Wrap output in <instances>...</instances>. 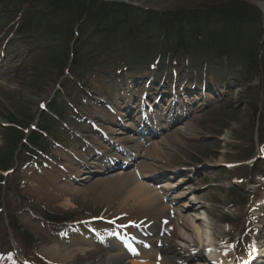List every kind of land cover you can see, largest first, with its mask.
I'll return each mask as SVG.
<instances>
[{
    "label": "rangeland",
    "instance_id": "1",
    "mask_svg": "<svg viewBox=\"0 0 264 264\" xmlns=\"http://www.w3.org/2000/svg\"><path fill=\"white\" fill-rule=\"evenodd\" d=\"M190 1H194L197 4H208L221 0ZM245 1L251 5H256L264 16V0ZM135 2L140 3L143 8L153 9V11L158 12L174 10L181 4V0H135ZM11 41L12 47L7 52L8 56L1 54L0 51V149H2L5 143L3 136L5 137L7 130L5 126L9 125L8 119L13 115L21 114V118L33 120L32 123H36L39 113H41L44 105L53 97L57 88L55 83L56 72L49 78H47V74L37 72V75L43 78V82L40 81L35 77L36 72L31 71L32 64L36 60V55L32 54L34 52L30 51V47L24 46L19 36L13 37ZM31 46H34V44ZM232 64L231 71L233 76H230V78H239L237 76L240 71V68L237 66L238 62L236 61ZM140 71H145L143 72L144 75H148L147 72H151L149 68H143ZM141 74L142 72H140ZM195 74L201 77L203 75L202 72H196ZM122 75L124 76L121 79H115V84H120L127 78L140 77L137 76L138 74L136 75V73L128 71H123ZM209 77L210 84L220 87L222 92L215 96L213 93L207 91L204 102L196 104L191 110L194 112L190 118L176 126L175 129L168 132L159 141L145 144V148L140 150L143 158L139 160L138 165L143 167L149 166L150 170L153 169L154 171L182 167L192 170V172L194 171L192 178L182 177L179 181L177 179L172 181L175 182L173 185L176 186L180 183L182 184L179 189L170 193V202L176 199V204H178L177 206L175 205L176 208L185 210L182 207H188L191 204L190 198L192 197L196 202L194 210H197L199 207L202 208L199 210L201 212L196 215L201 217L203 221L218 226L221 239L230 236L231 243L234 242L238 234H241V239L248 247L249 245H253L255 242L254 238L256 241H260L261 235L258 233L259 231H262L261 241H264L263 228H259V231H256L255 226L251 231V222L257 214L253 211V207L260 206L262 209L261 213L264 211V182L260 174L253 168V166L258 164V162L254 163V159L256 157L258 159L259 157L258 148L257 152L251 155V147L253 146V142H256V146L259 145V142L258 140L256 141V135L253 133L254 122L251 117L252 111L250 110L251 107L247 106V102H249L247 99L249 97L246 98L243 94L246 87L236 89L234 85L223 84L222 82L226 79H221L220 73H209ZM219 81L221 83H218ZM228 82L231 81L227 80ZM239 85H243L241 78ZM105 87L106 85L103 88L105 89ZM160 87L161 85H158L156 88ZM103 88L98 87L96 89L97 100L111 103L109 98H107L110 96V91L105 92ZM135 88L136 91L138 90L137 94L140 95V89L143 88L138 86ZM126 89L131 88L126 87ZM113 92L115 95L118 94L116 99H113V97L111 99L114 104L118 103L122 96H127L126 93H120V88ZM100 96L103 98H100ZM80 107L81 109L78 108L77 110L81 116L91 121H98L99 128L102 129L101 131L106 130L109 133L111 129V132H121V129L111 127L114 123H118L117 116L111 115L105 109L92 103L84 102ZM117 115L120 116V114ZM126 121L127 119L124 120L125 123H127ZM70 127L72 130L79 132L78 128L74 126ZM217 129L220 133H218ZM78 135L82 138L85 137L84 139L87 140H66V147H62L65 144L59 140V144L62 146L61 148L56 147L54 154L60 160H57L54 164L49 163L48 167L50 168L44 167L41 174L33 173L32 175H27L26 173L16 172L12 176V180L9 175L7 176V183L11 187H14L13 184L15 182L24 180L22 182V196H18V201L21 197H24L22 200H25L26 204L23 207L30 206V209L29 207L21 208L19 204L14 202L17 198H8L7 194L9 190H6L5 196H3V199H5L3 202L4 209L0 213V257L2 253H8L7 256L12 254L16 246L20 247L21 253L25 254L24 252H27L28 257H31L35 262L44 263L42 261H46L48 264H54L50 262L49 256L44 253V250L57 244L62 245L61 247L63 245L68 247L79 245L84 240L96 238L98 233L104 229L100 225L102 223L101 218H98L103 214L106 218L109 217L118 221L123 220L120 217L121 215L129 216L132 220L149 218L150 222H155L158 226L161 218L170 217L167 209L161 211L156 207H147V205L143 206L132 202L123 206L122 204L129 197V193L110 192L105 194L103 187L100 184H95L98 181L117 174L96 177L94 179L88 178L87 182L81 183L71 182L69 184L65 182L63 178H66L67 175L61 173L58 165L65 164L63 165L65 169L71 174H77L80 182L84 177H87L86 173L92 174L95 172V168L89 163V159L85 157V154L89 155L94 147L102 148L105 151L106 149H110L98 134L90 132L88 126L85 127L83 135ZM122 137L121 133H119L116 137L112 136V140L123 146L124 143L121 142ZM60 138L65 139V136H61ZM128 146L131 147V145ZM158 147L161 150L158 156L155 153L154 155L149 154V149ZM66 151L75 154L77 157L72 160ZM146 153L147 156L145 157ZM21 157L23 158V156ZM82 158H84L85 164H79ZM0 159H2L1 155ZM20 160L17 159L13 163L12 166L15 165L13 172L19 167L21 168V166H18V163L21 164ZM75 162L79 164L78 167ZM224 164H230L231 166H220ZM209 166L210 168H208ZM9 169L12 168L8 167L7 170ZM129 172L131 173L132 171ZM250 184H254L256 188L251 190ZM93 185L95 186L93 187ZM166 185L170 186L171 184ZM154 187L156 188V186ZM234 187L236 190L235 194L247 192L249 198L244 205L239 202V198L236 199L237 197H234L232 191ZM158 188L160 187L157 185ZM253 193L256 195L254 199L251 196ZM180 198L183 199L180 200ZM163 204L167 205L166 203ZM46 211H51L55 215L59 214L65 221H83L80 224L68 226L74 229L73 234L67 236L70 240H58L55 229L65 224H51L35 215L36 213L39 216H45ZM193 213L190 210L186 212L185 216L193 215ZM12 217L17 222L15 228L11 225ZM261 222L263 224L264 219ZM181 228L180 223L176 220H172L171 226L168 227L172 232L170 241L173 243L176 251L174 252L175 254L183 252L177 246L181 243L179 238H176L180 235ZM213 231L214 236L212 234ZM206 234L208 235L203 234L202 246L195 245L193 248L201 249L203 245L208 246L210 243H215L219 236L215 228ZM189 241L188 244H191V239ZM226 248L229 250L228 253H235V250L231 246L228 245ZM70 249L73 250L74 248L70 247ZM244 250L246 251L244 247H236L237 253ZM37 255L45 257V260L36 261ZM98 256H106V253L101 248H97L90 255V259L94 261ZM199 256H202V254ZM85 258L87 257L78 256L72 264H83ZM1 263L4 262L1 261ZM192 264L202 263L194 262Z\"/></svg>",
    "mask_w": 264,
    "mask_h": 264
},
{
    "label": "trees",
    "instance_id": "2",
    "mask_svg": "<svg viewBox=\"0 0 264 264\" xmlns=\"http://www.w3.org/2000/svg\"><path fill=\"white\" fill-rule=\"evenodd\" d=\"M171 11L178 13L176 25ZM205 17L210 18L209 28L213 27L214 33L209 36L200 31ZM11 34L40 53L33 67L35 77L43 82L37 72L47 74V78L56 72L55 83H62L36 125L51 137L63 131L70 92L83 93L82 88L87 89L93 78L101 84L102 71L109 67H139L152 57L150 61L159 59L161 67L186 62L193 70L201 68L207 74L229 69L227 62L233 65L237 61L242 67L239 74L243 87L237 84L246 87L243 94L249 97L247 106L251 107L253 122L259 116V137L264 143V87L254 85L258 79L264 81V16L247 1L197 4L181 0L176 9L158 12L101 0H0V36L6 35L5 39ZM198 35L210 39H198ZM169 36L172 41L162 45L161 40ZM197 48L199 52L203 48V54H198ZM8 121L10 126L0 149V171L11 164L17 152L29 151L33 157L34 150L49 145V139L40 132H31L23 144L30 120L21 118V114ZM2 182L0 175V193ZM48 219L62 221L59 216Z\"/></svg>",
    "mask_w": 264,
    "mask_h": 264
},
{
    "label": "bare ground",
    "instance_id": "3",
    "mask_svg": "<svg viewBox=\"0 0 264 264\" xmlns=\"http://www.w3.org/2000/svg\"><path fill=\"white\" fill-rule=\"evenodd\" d=\"M213 4V3H211ZM170 16L173 17L172 18V22L173 24H178V20L176 18H178V13L176 12H170ZM120 21L124 22L123 19H121ZM185 26L186 31H188V27L186 26V23L184 20H182ZM202 22V21H201ZM210 22V18L209 17H205V20H203V22L201 23L203 25V29H200V31H202L204 33V35L208 34V36L211 33H214L212 31L211 27V23ZM204 35H198V39H202V40H208L210 38L204 36ZM165 37L163 38L161 41L162 45H167L168 43H170L172 41L171 36ZM166 40V41H165ZM201 42H199L200 44ZM198 52V48L196 49ZM204 49L202 48V50L198 53V54H203ZM257 84H259L261 87H264V81H262L261 79L257 80ZM115 133V132H113ZM121 133V132H119ZM123 133L127 136L126 140L127 141H131V142H136V146L138 147L141 146L142 148H145L143 142H141L140 139H136L134 136H129L132 133V128L130 125L126 124V126L123 129ZM115 135V134H114ZM154 137L156 136L155 134H150V136L148 137ZM131 137V138H130ZM151 137V138H152ZM149 138V139H151ZM148 139V140H149ZM134 140V141H133ZM140 141V142H139ZM157 154L156 156L159 155V153H161L160 148H152L149 149V154L154 155ZM147 156V153L145 154V157ZM140 174L142 176V178L145 179L148 178L150 176V167L149 166H145V167H140L139 169ZM106 172V169L103 171ZM169 175L175 174L174 171H171L168 173ZM155 173H152V176L156 179H163V177L165 176H154ZM185 175V174H182ZM135 173H120L116 176L110 177V178H105L101 181L96 182L95 184H100L103 187V192L106 193H113V192H124V193H129V197L127 198V200L122 204L123 206H125L126 204H128L129 202L132 203H137L139 205H147V207H156L159 208L161 211H163V209H167L168 212H170V204H173L172 202H170L168 205V207H165L164 204L162 203L161 200H163V198L165 197V192L166 190H171V187L165 186L163 188V192L150 185H148L147 183H141L138 182L135 178ZM169 177V176H168ZM185 178V177H183ZM150 179V178H149ZM182 179V178H180ZM95 185H93L94 187ZM193 199V198H192ZM161 201V202H160ZM176 200H173V202ZM190 209V208H189ZM259 211L262 212V209L259 208ZM200 213L199 210H196L194 215H189V216H185L184 213L182 211H180L179 209H177V213L175 212V219L178 220L182 225H181V231H180V235L178 236L179 241H180V245L179 248L181 250H188L192 247H194L195 245H200L202 246V239H203V234H206L208 231L213 230V228L216 229L217 234L219 235L218 232V226L216 225H212L207 221H203L202 218L198 217L196 214ZM264 214V211L263 213ZM264 219V218H263ZM215 226V227H214ZM264 228V226H263ZM158 233V231H156ZM213 236H214V231H213ZM158 236V235H157ZM157 236L155 235V238H153V240H156ZM189 239H191V244H188L190 241ZM162 241V249L157 245V242H155L156 245H154V248H152L149 251H146L143 255L147 254L148 256H146V258H143L144 260H147V262H145L144 264H156V258L158 256L159 253L163 254V259L161 262H159V264H176L177 261H179V263L181 264L182 262L180 261L181 259H178V257H172V255H174V247H172L171 243L168 240V237H163L161 238ZM216 243H210L208 246L203 245V248L201 247V249H203L204 252L207 251H211V252H215L216 251ZM70 247L73 246H66L63 245V247L59 246V245H54L52 247H49L47 249L44 250V253L47 254L49 256V260L51 263L54 264H72L75 262L76 258L78 256H86L87 258H85L84 263L83 264H143L140 263L139 261H131V260H126L123 255L121 253H118L114 250H112L111 248H108L107 251H109V255L108 256H98L94 261H92L90 259V255L93 252V249H95L96 245L93 244L91 241L85 240L83 241L80 245L73 247L74 249H70ZM63 248V249H62ZM262 256H264V245L262 246ZM261 251L260 247H255V253L254 256L257 257L259 252ZM213 261L219 263V264H224V262H226V260L224 258H221L219 255H217L216 253H214L213 255ZM204 258V257H203ZM203 258L201 257V260H199L200 262H203ZM264 259V258H263ZM249 260H243L241 261L242 264H249L250 262H248ZM206 264H209L210 261L207 260ZM205 264V263H204ZM258 264V263H256ZM262 264H264V260L262 262Z\"/></svg>",
    "mask_w": 264,
    "mask_h": 264
},
{
    "label": "water",
    "instance_id": "4",
    "mask_svg": "<svg viewBox=\"0 0 264 264\" xmlns=\"http://www.w3.org/2000/svg\"><path fill=\"white\" fill-rule=\"evenodd\" d=\"M126 4H129V5H133V3H131V2H125Z\"/></svg>",
    "mask_w": 264,
    "mask_h": 264
}]
</instances>
